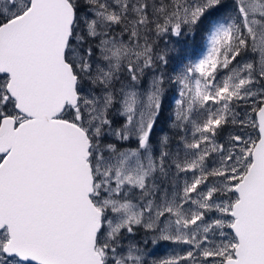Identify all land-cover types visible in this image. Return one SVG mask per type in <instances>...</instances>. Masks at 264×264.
I'll return each instance as SVG.
<instances>
[{
	"label": "snow or ice",
	"instance_id": "6c2138e0",
	"mask_svg": "<svg viewBox=\"0 0 264 264\" xmlns=\"http://www.w3.org/2000/svg\"><path fill=\"white\" fill-rule=\"evenodd\" d=\"M0 264H264V0H0Z\"/></svg>",
	"mask_w": 264,
	"mask_h": 264
},
{
	"label": "rangeland",
	"instance_id": "374dc122",
	"mask_svg": "<svg viewBox=\"0 0 264 264\" xmlns=\"http://www.w3.org/2000/svg\"><path fill=\"white\" fill-rule=\"evenodd\" d=\"M171 39H172V42L174 44H176V46L178 48H181L184 51H186L189 55V58L193 59V60L198 58L199 56H201L203 54V49L206 47V41H205L204 45L200 49L193 51V49L191 47H189V45L186 43L184 37H181V38L172 37ZM165 41H167V38H165ZM177 41L179 43H177ZM176 98L177 97L174 96V98L172 99L173 107H174V101ZM169 124H170V121H168L166 124L161 123L159 128L156 130L157 136L162 134L160 129H164L166 131L168 129ZM174 248L178 249V246L168 244V243H163L161 245L151 246L150 250L154 252V255L151 257V259H157L158 260V259H163V258L169 257L173 254Z\"/></svg>",
	"mask_w": 264,
	"mask_h": 264
},
{
	"label": "trees",
	"instance_id": "16d2710c",
	"mask_svg": "<svg viewBox=\"0 0 264 264\" xmlns=\"http://www.w3.org/2000/svg\"><path fill=\"white\" fill-rule=\"evenodd\" d=\"M186 43L189 45V47H191L193 49V51H196L198 49H200L203 45L205 41H202L201 37L199 35L195 36V37H184ZM177 67V61L175 59V57H173L170 66H169V72H172L173 68ZM174 93H175V86L172 85L170 86V91H169V101L167 102V110L165 112V117H167L170 113L171 110L173 108V103H172V99L174 98ZM166 121V122H165ZM168 122L167 119H165L164 121H162V124H166Z\"/></svg>",
	"mask_w": 264,
	"mask_h": 264
}]
</instances>
